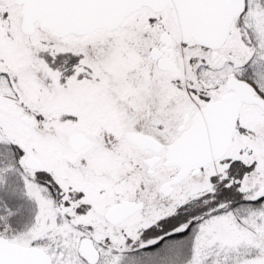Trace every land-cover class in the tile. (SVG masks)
I'll list each match as a JSON object with an SVG mask.
<instances>
[{"label": "snow or ice", "instance_id": "1", "mask_svg": "<svg viewBox=\"0 0 264 264\" xmlns=\"http://www.w3.org/2000/svg\"><path fill=\"white\" fill-rule=\"evenodd\" d=\"M0 264H264V0H0Z\"/></svg>", "mask_w": 264, "mask_h": 264}]
</instances>
